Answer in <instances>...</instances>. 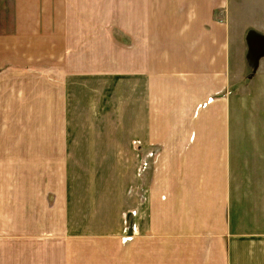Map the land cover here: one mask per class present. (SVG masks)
Returning <instances> with one entry per match:
<instances>
[{
    "label": "crops",
    "instance_id": "crops-1",
    "mask_svg": "<svg viewBox=\"0 0 264 264\" xmlns=\"http://www.w3.org/2000/svg\"><path fill=\"white\" fill-rule=\"evenodd\" d=\"M249 31L264 0H0V264H264Z\"/></svg>",
    "mask_w": 264,
    "mask_h": 264
},
{
    "label": "rangeland",
    "instance_id": "rangeland-1",
    "mask_svg": "<svg viewBox=\"0 0 264 264\" xmlns=\"http://www.w3.org/2000/svg\"><path fill=\"white\" fill-rule=\"evenodd\" d=\"M228 12V11H227ZM255 32L254 31H249L248 33V37H247V44H248V56L250 57L251 61H255V64L253 63V65L250 67L251 68V72H249V75H251V73L256 69V67L258 66L256 60L257 59H260L261 56H259L260 54H257L256 51H255V48L252 44V39L253 37L251 35H254ZM258 35H261V34H258ZM253 46V47H252ZM252 67H254L252 69Z\"/></svg>",
    "mask_w": 264,
    "mask_h": 264
},
{
    "label": "water",
    "instance_id": "water-1",
    "mask_svg": "<svg viewBox=\"0 0 264 264\" xmlns=\"http://www.w3.org/2000/svg\"><path fill=\"white\" fill-rule=\"evenodd\" d=\"M252 44L257 54H264V36L253 37Z\"/></svg>",
    "mask_w": 264,
    "mask_h": 264
},
{
    "label": "built area",
    "instance_id": "built-area-1",
    "mask_svg": "<svg viewBox=\"0 0 264 264\" xmlns=\"http://www.w3.org/2000/svg\"><path fill=\"white\" fill-rule=\"evenodd\" d=\"M153 154H154V153H153ZM147 165H148V162L145 163V166H147Z\"/></svg>",
    "mask_w": 264,
    "mask_h": 264
}]
</instances>
